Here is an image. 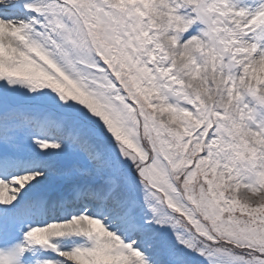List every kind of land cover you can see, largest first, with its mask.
Segmentation results:
<instances>
[{
  "label": "snow or ice",
  "instance_id": "1",
  "mask_svg": "<svg viewBox=\"0 0 264 264\" xmlns=\"http://www.w3.org/2000/svg\"><path fill=\"white\" fill-rule=\"evenodd\" d=\"M0 264H264V0H0Z\"/></svg>",
  "mask_w": 264,
  "mask_h": 264
}]
</instances>
